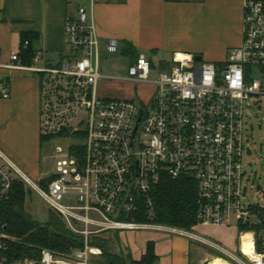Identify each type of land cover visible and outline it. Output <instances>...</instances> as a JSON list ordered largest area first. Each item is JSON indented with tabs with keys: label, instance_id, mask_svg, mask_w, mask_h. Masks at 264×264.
<instances>
[{
	"label": "built area",
	"instance_id": "1",
	"mask_svg": "<svg viewBox=\"0 0 264 264\" xmlns=\"http://www.w3.org/2000/svg\"><path fill=\"white\" fill-rule=\"evenodd\" d=\"M79 1L64 24L67 56L61 62L38 68L41 53L36 52L31 65L22 64L27 41L10 53L7 64L0 62V69L40 77V136L70 144L66 152L55 147L46 190L0 151V201L9 198L16 182L32 187L71 232L83 236V248L57 258L43 250L38 262L13 264H92L101 251L88 240L101 233L187 234L154 222V197L163 179H187L195 185L194 227L228 228L234 219L237 227L260 228L241 232L240 242L250 235L254 254L264 264V207L243 204L241 163L243 104L264 96V0L242 1V43L221 63L174 55L158 67L137 52L121 79L151 86L150 99L139 105L135 99L98 95L99 84L109 78L99 71L101 47L118 54L119 43L109 38L103 45L97 36L93 10L98 0ZM152 71L156 79L149 82ZM9 96L10 84L1 80L0 98ZM69 191L76 195L73 204L63 202ZM258 235L261 252L256 250ZM9 240L0 226V264H7ZM240 253L254 264L241 248Z\"/></svg>",
	"mask_w": 264,
	"mask_h": 264
},
{
	"label": "crops",
	"instance_id": "2",
	"mask_svg": "<svg viewBox=\"0 0 264 264\" xmlns=\"http://www.w3.org/2000/svg\"><path fill=\"white\" fill-rule=\"evenodd\" d=\"M242 1L98 0L93 18L103 45L115 38L121 52L128 54V47L132 49L130 65L137 52L158 55L164 63L174 55H198L207 62L221 63L229 50L242 43ZM80 4L79 0H0V62L8 63L10 53L20 45L21 34L30 35L33 52L41 53L36 67L61 62L66 51L64 24ZM1 80L10 84V96L0 98V151L24 175L38 179L43 144L41 79L27 72L0 69ZM151 94L141 101L147 102ZM118 99L134 100L136 95L132 92ZM240 234L237 225L197 226L182 235L164 230L117 232L120 245L135 261L144 255L146 245L153 243L156 264H203L218 258L214 253L234 258L237 240L239 258L244 259Z\"/></svg>",
	"mask_w": 264,
	"mask_h": 264
},
{
	"label": "trees",
	"instance_id": "3",
	"mask_svg": "<svg viewBox=\"0 0 264 264\" xmlns=\"http://www.w3.org/2000/svg\"><path fill=\"white\" fill-rule=\"evenodd\" d=\"M31 36L21 34L20 45L25 41L28 47L20 53L21 63L31 65L35 52L31 48ZM128 55L133 56V51L128 47ZM42 143L50 140L42 138ZM51 177L39 182L40 187L46 190ZM30 191V190H29ZM22 182H16L7 200L0 201V226L12 240L7 244V264L18 260L40 261L41 251L46 250L56 258L69 252L83 248L84 238L71 232L54 211L49 210L44 222L35 221L26 213L25 198L29 194ZM155 224L190 232L195 226V198L196 187L187 179L172 181L163 179L155 193ZM142 221V220H141ZM240 232L262 231L260 228H250L239 225ZM104 234H109L105 236ZM260 235L257 237L256 250L261 252ZM91 247L101 251L99 257H92V264H156L157 257L154 245H146L144 255L135 261L130 253L123 249L118 241L117 233H101L89 238ZM219 259L228 260L225 256L214 253Z\"/></svg>",
	"mask_w": 264,
	"mask_h": 264
},
{
	"label": "rangeland",
	"instance_id": "4",
	"mask_svg": "<svg viewBox=\"0 0 264 264\" xmlns=\"http://www.w3.org/2000/svg\"><path fill=\"white\" fill-rule=\"evenodd\" d=\"M120 48L118 54H107L103 49L100 50L99 71L102 75L109 78L102 80L99 84L98 95L102 98L118 99L134 92L136 95L135 103L139 105L141 100L147 98L152 91V88L150 85L132 86L119 79L126 76L127 67L131 62V55L125 54L123 51L122 53ZM64 56H67V51H65ZM147 56L152 60L153 64L158 67H160L159 61H164L161 60L158 55L148 54ZM56 63L57 62H54L52 64ZM37 66L42 67L40 64ZM47 66L49 65H45V67ZM156 70L158 71L159 69L157 68ZM155 79L156 72L152 71L148 81L153 82ZM243 138V152L241 157L244 173L242 191L245 195V201H243V204L264 207V96L254 98L243 104ZM68 145H70L69 142L66 144V142L59 139H52L43 142L40 151L39 162L41 168L39 178L33 179L25 174L27 178L36 186H40V179L43 180L52 177L51 163L54 149L59 146L66 152L68 151ZM31 188L29 189L30 191L26 189L29 191V194L25 198L24 209L35 221L44 222L47 219L48 211L50 209ZM75 200L76 195H74L72 191H69L64 197L63 202L73 204L75 203ZM234 226H236V221L233 219L231 227ZM236 249L237 257L228 260L226 259V262L228 264H248L244 259L239 258V240H237ZM208 251H210V249H208Z\"/></svg>",
	"mask_w": 264,
	"mask_h": 264
},
{
	"label": "bare ground",
	"instance_id": "5",
	"mask_svg": "<svg viewBox=\"0 0 264 264\" xmlns=\"http://www.w3.org/2000/svg\"><path fill=\"white\" fill-rule=\"evenodd\" d=\"M241 249L243 252V255L248 258V260L254 264H262L259 260V258L254 254V248H253V242L252 238L250 235H244L242 238V243H241ZM210 264H226L219 258H214L213 260L211 259Z\"/></svg>",
	"mask_w": 264,
	"mask_h": 264
},
{
	"label": "water",
	"instance_id": "6",
	"mask_svg": "<svg viewBox=\"0 0 264 264\" xmlns=\"http://www.w3.org/2000/svg\"><path fill=\"white\" fill-rule=\"evenodd\" d=\"M194 60L196 62H200V61H202V58L200 56H198V55H195L194 56ZM203 264H210V262H209V260H206V261L203 262Z\"/></svg>",
	"mask_w": 264,
	"mask_h": 264
}]
</instances>
